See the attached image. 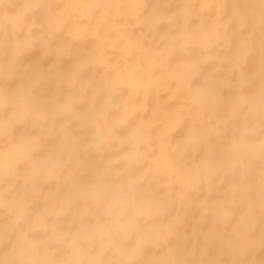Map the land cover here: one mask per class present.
I'll list each match as a JSON object with an SVG mask.
<instances>
[{"label": "clouds", "instance_id": "obj_1", "mask_svg": "<svg viewBox=\"0 0 264 264\" xmlns=\"http://www.w3.org/2000/svg\"><path fill=\"white\" fill-rule=\"evenodd\" d=\"M0 264H264V0H0Z\"/></svg>", "mask_w": 264, "mask_h": 264}]
</instances>
